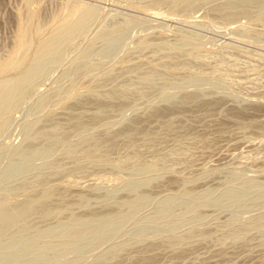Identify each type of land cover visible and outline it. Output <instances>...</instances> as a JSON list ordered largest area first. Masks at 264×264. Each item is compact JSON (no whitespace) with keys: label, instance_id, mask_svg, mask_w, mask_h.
<instances>
[{"label":"rangeland","instance_id":"374dc122","mask_svg":"<svg viewBox=\"0 0 264 264\" xmlns=\"http://www.w3.org/2000/svg\"><path fill=\"white\" fill-rule=\"evenodd\" d=\"M0 264H264V0H0Z\"/></svg>","mask_w":264,"mask_h":264},{"label":"bare ground","instance_id":"6f19581e","mask_svg":"<svg viewBox=\"0 0 264 264\" xmlns=\"http://www.w3.org/2000/svg\"><path fill=\"white\" fill-rule=\"evenodd\" d=\"M79 5V4H78ZM73 10V9H72ZM74 11V10H73ZM72 30V29H71ZM76 31V30H75Z\"/></svg>","mask_w":264,"mask_h":264}]
</instances>
